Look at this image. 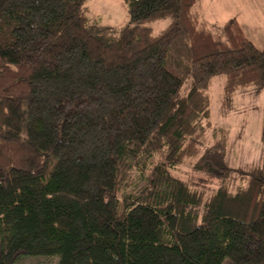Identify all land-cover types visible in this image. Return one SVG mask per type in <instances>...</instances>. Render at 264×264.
<instances>
[{"label":"trees","instance_id":"16d2710c","mask_svg":"<svg viewBox=\"0 0 264 264\" xmlns=\"http://www.w3.org/2000/svg\"><path fill=\"white\" fill-rule=\"evenodd\" d=\"M86 1L0 0V264H264V170L226 164L207 92L260 91L264 49L196 0H124L119 27Z\"/></svg>","mask_w":264,"mask_h":264},{"label":"rangeland","instance_id":"374dc122","mask_svg":"<svg viewBox=\"0 0 264 264\" xmlns=\"http://www.w3.org/2000/svg\"><path fill=\"white\" fill-rule=\"evenodd\" d=\"M199 0L202 3L199 12L207 25L214 28L222 24L229 13L239 14L243 19V27L247 36L260 49H264V1L258 0ZM231 2H233L231 4ZM196 7H197V2ZM87 15L105 26L119 27L128 20L124 0H87ZM248 12V13H246ZM168 19H160L148 23L152 32L157 33L168 24ZM209 95V120L215 126L226 130L227 147L226 164L234 169H249L260 166L264 170V145L260 140L261 119L264 115V87L255 92L253 88L235 91L231 96L227 109L220 108L223 97V76L214 75L210 78L207 89ZM208 137L211 140L210 133ZM205 146L200 144L203 150ZM184 161L174 174L187 179L192 185H205L215 188L221 183L234 191L240 184L239 176L232 172L228 178L222 179L205 173L193 171ZM55 257H25L16 264H55ZM222 264H232L225 258Z\"/></svg>","mask_w":264,"mask_h":264},{"label":"crops","instance_id":"0c3cea01","mask_svg":"<svg viewBox=\"0 0 264 264\" xmlns=\"http://www.w3.org/2000/svg\"><path fill=\"white\" fill-rule=\"evenodd\" d=\"M262 1H264V0H258V2H262ZM196 2H197V7H196V9H197V11L199 12V10H200V6H201V4L202 3H199V0H196ZM220 3V5H222L221 4V0L219 1ZM233 2H231V4H232ZM263 3V2H262ZM195 6H196V3H195ZM222 6H225V4H223ZM246 13H248V12H246ZM199 14L200 15H202L200 12H199ZM231 17H234L238 22H239V24H240V26L242 27V29L244 30V32L246 33V31H245V29H244V25H243V19L240 17V15L239 14H237V15H235L234 13H229V15L227 16V18H226V20L227 19H229V18H231ZM225 20V21H226ZM246 35H247V33H246ZM264 149V148H263ZM264 151V150H263Z\"/></svg>","mask_w":264,"mask_h":264}]
</instances>
